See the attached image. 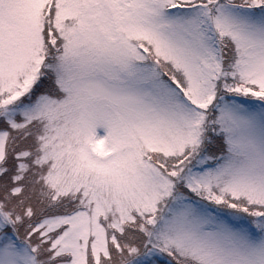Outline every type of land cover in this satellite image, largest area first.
<instances>
[{
	"label": "snow or ice",
	"instance_id": "obj_1",
	"mask_svg": "<svg viewBox=\"0 0 264 264\" xmlns=\"http://www.w3.org/2000/svg\"><path fill=\"white\" fill-rule=\"evenodd\" d=\"M0 264H264V0H0Z\"/></svg>",
	"mask_w": 264,
	"mask_h": 264
}]
</instances>
